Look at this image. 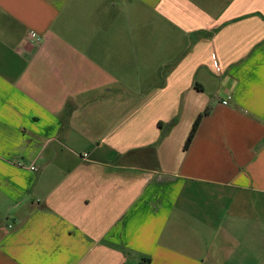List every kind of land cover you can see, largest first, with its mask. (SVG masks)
<instances>
[{"label":"crops","instance_id":"1","mask_svg":"<svg viewBox=\"0 0 264 264\" xmlns=\"http://www.w3.org/2000/svg\"><path fill=\"white\" fill-rule=\"evenodd\" d=\"M0 264H264V0H0Z\"/></svg>","mask_w":264,"mask_h":264},{"label":"trees","instance_id":"2","mask_svg":"<svg viewBox=\"0 0 264 264\" xmlns=\"http://www.w3.org/2000/svg\"><path fill=\"white\" fill-rule=\"evenodd\" d=\"M201 117H202V114L199 115V116L195 119V121H194V123H193V126H192V129H191V131H190V133H189V135H188V137H187V139H186L185 147H187V146L190 144V142H191V140H192V138H193V136H194V134H195V132H196V130H197V128H198V125H199V122H200V120H201ZM158 124L160 125L161 123L159 122ZM151 149L153 150V148H151Z\"/></svg>","mask_w":264,"mask_h":264},{"label":"built area","instance_id":"3","mask_svg":"<svg viewBox=\"0 0 264 264\" xmlns=\"http://www.w3.org/2000/svg\"><path fill=\"white\" fill-rule=\"evenodd\" d=\"M30 36L31 37H35L36 35H35V33H31ZM36 40L39 41L40 40V37H36ZM223 103H227V101L224 100ZM84 156H88V154H84ZM32 169H34V167H32Z\"/></svg>","mask_w":264,"mask_h":264}]
</instances>
